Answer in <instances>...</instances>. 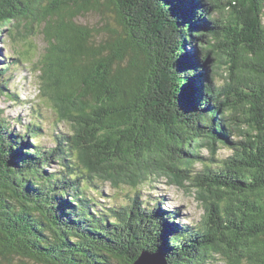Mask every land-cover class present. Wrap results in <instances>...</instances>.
<instances>
[{
    "label": "trees",
    "instance_id": "1",
    "mask_svg": "<svg viewBox=\"0 0 264 264\" xmlns=\"http://www.w3.org/2000/svg\"><path fill=\"white\" fill-rule=\"evenodd\" d=\"M87 12L114 14L117 27L81 25ZM43 26L39 48L29 38ZM4 32L73 134L47 135L46 156L31 141L41 120L6 128L0 115V264H133L142 251L167 264H264V0H0ZM0 95L17 99L2 82ZM221 147L232 155L217 159ZM169 177L204 212L171 244L160 201L103 189Z\"/></svg>",
    "mask_w": 264,
    "mask_h": 264
},
{
    "label": "rangeland",
    "instance_id": "2",
    "mask_svg": "<svg viewBox=\"0 0 264 264\" xmlns=\"http://www.w3.org/2000/svg\"><path fill=\"white\" fill-rule=\"evenodd\" d=\"M111 19L101 20V17L95 12H87L81 15L78 19V23L87 26L90 29L101 28L103 23L109 21L110 25L116 26V16L110 14ZM229 13V17H230ZM44 26L37 28L33 34L30 36L29 40L32 41L39 48H45L47 46V39L45 32L43 31ZM22 48L15 46L11 40H9L8 35L4 32L0 36V69L6 65L9 67L7 72L5 70L1 73V79L3 88L9 89L12 94H15L16 100L8 98L6 95H0V115L7 118L6 128L9 123L12 126L17 127L16 120L20 116L23 122L29 123L33 118H38L42 122V127L44 129L42 138L32 139L33 146H40L44 153H48L53 147V142L48 138L47 135H53L54 130L63 132L65 134L72 135L73 128L71 123H58V118L55 114V110L51 101L43 96L42 94V78L40 74H34L31 67L27 66L25 57H22ZM9 58V59H8ZM4 65V66H1ZM6 67V68H7ZM229 67V66H228ZM228 72L224 68L220 70V75L216 76L215 82L217 85H223L226 80ZM4 80L8 81V85H5ZM57 133V132H56ZM205 156H209L207 151L204 152ZM232 155V151L228 148L221 147L217 154V159L225 160ZM197 170H201V165L196 166ZM50 173H57L60 169L59 163H51L48 165L47 169ZM170 179L161 180L156 184L155 188L147 189L143 187L136 186L131 188V186L126 185L127 183L119 184L116 188L112 183H107L103 185L104 192L107 198H112L111 200L118 198L119 200L126 199V193H136V189H141L143 194H151L152 198L160 201L162 204L163 211L170 210L171 213H176V222L178 224H183L191 228V231L195 227H199L203 219L204 212L196 207L193 199H189L183 202L180 197L175 195L178 193L180 187L177 183L176 177H169ZM148 187V185H146ZM144 186V187H146ZM123 190L121 197H114L116 193ZM94 197L96 202L102 203L103 199L101 196L97 195L96 192H87ZM135 195V194H134ZM142 197H150L143 196ZM106 198V199H107ZM110 201V200H109ZM108 202V201H103ZM103 204V203H102ZM13 264H37L32 261L25 259H14ZM215 264H226L225 261L220 260Z\"/></svg>",
    "mask_w": 264,
    "mask_h": 264
},
{
    "label": "water",
    "instance_id": "3",
    "mask_svg": "<svg viewBox=\"0 0 264 264\" xmlns=\"http://www.w3.org/2000/svg\"><path fill=\"white\" fill-rule=\"evenodd\" d=\"M1 66H4V65H1ZM7 66L8 65L5 64L4 67H7ZM4 67H2V68H4ZM8 69H9V67H8ZM0 70L2 73L3 69H0ZM0 79H1V76H0ZM161 212H162V214H160V216H159V220L161 221L160 224H161V226H164V224L166 223V225H167L166 241L168 242V244H171L174 241L173 238L176 235L177 230L181 226L184 227L185 225L178 224L176 222V218L174 219L175 224H172L170 221L166 222V220L164 218V214H163V212H164L163 209ZM133 264H167V261L164 258L163 254H161L159 252L142 251L139 254H137L136 261Z\"/></svg>",
    "mask_w": 264,
    "mask_h": 264
},
{
    "label": "flooded vegetation",
    "instance_id": "4",
    "mask_svg": "<svg viewBox=\"0 0 264 264\" xmlns=\"http://www.w3.org/2000/svg\"><path fill=\"white\" fill-rule=\"evenodd\" d=\"M126 185L131 186L132 184L130 185V184L127 183ZM134 187H136V186H134Z\"/></svg>",
    "mask_w": 264,
    "mask_h": 264
}]
</instances>
